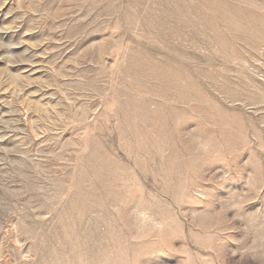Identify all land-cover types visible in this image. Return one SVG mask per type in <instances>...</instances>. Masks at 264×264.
Returning a JSON list of instances; mask_svg holds the SVG:
<instances>
[{
    "label": "rangeland",
    "instance_id": "obj_1",
    "mask_svg": "<svg viewBox=\"0 0 264 264\" xmlns=\"http://www.w3.org/2000/svg\"><path fill=\"white\" fill-rule=\"evenodd\" d=\"M0 264H264V0H0Z\"/></svg>",
    "mask_w": 264,
    "mask_h": 264
}]
</instances>
